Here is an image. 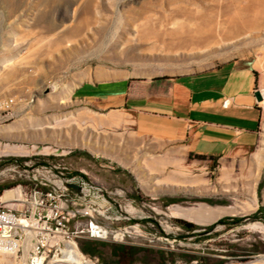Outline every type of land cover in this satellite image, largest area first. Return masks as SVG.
<instances>
[{"label":"rangeland","instance_id":"rangeland-1","mask_svg":"<svg viewBox=\"0 0 264 264\" xmlns=\"http://www.w3.org/2000/svg\"><path fill=\"white\" fill-rule=\"evenodd\" d=\"M250 2L0 0V99L10 103L0 113V196L10 189V199L24 198L34 184L72 175L98 186L107 206L93 217L112 231L103 239L75 238L92 264H197L179 258L187 255L221 264L264 259L263 245L255 253L249 246L264 239V221L219 224L198 236L174 221L203 227L264 201V18L229 31L219 27L203 42L194 27H214L234 5ZM188 30L192 39L180 41ZM238 62L253 79L258 137L243 152L213 159L167 149V142L137 132L127 110L87 88H166L167 77L192 78ZM120 214L130 220L115 218ZM135 221L138 229L120 239ZM87 239L103 243L100 257L81 251ZM123 245L131 255L119 258ZM1 258L0 264H14L9 254Z\"/></svg>","mask_w":264,"mask_h":264},{"label":"crops","instance_id":"crops-1","mask_svg":"<svg viewBox=\"0 0 264 264\" xmlns=\"http://www.w3.org/2000/svg\"><path fill=\"white\" fill-rule=\"evenodd\" d=\"M252 86L246 63L238 62L192 78L167 77L166 88L143 89L120 83L87 88L96 90L106 103L113 101L111 105L127 110L137 132L167 142V149L223 157L243 152L257 140L260 112ZM11 201L5 203L19 208V202ZM260 204L252 205L250 212ZM84 219L77 218L73 224ZM234 264H264V259Z\"/></svg>","mask_w":264,"mask_h":264},{"label":"built area","instance_id":"built-area-1","mask_svg":"<svg viewBox=\"0 0 264 264\" xmlns=\"http://www.w3.org/2000/svg\"><path fill=\"white\" fill-rule=\"evenodd\" d=\"M10 103L0 99V113ZM12 200L19 208L8 206L0 199V252L9 254L14 264H47L56 258L65 242L79 236L103 239L112 231L109 226L97 222L93 212L107 206L101 189L86 181L82 175H72L60 181H44L34 184L24 198ZM264 204V201H262ZM84 217L81 225L73 221ZM128 219V215H116ZM138 222L128 224L123 232L138 229Z\"/></svg>","mask_w":264,"mask_h":264},{"label":"bare ground","instance_id":"bare-ground-1","mask_svg":"<svg viewBox=\"0 0 264 264\" xmlns=\"http://www.w3.org/2000/svg\"><path fill=\"white\" fill-rule=\"evenodd\" d=\"M262 18H264V0H251L249 5L245 7L234 5L229 18H227L225 22H222L220 24L217 23L214 27L210 25H201L200 23H196L194 27H196V36L203 42L210 40V37H212L213 32H215L219 27V30L229 31L234 28L235 25L244 26L245 24H251L252 22V25L257 24V22ZM195 29L193 30L195 31ZM183 33L186 36L180 37L178 39L187 43L188 40L192 39V36H194V33H191L189 30L184 31ZM174 34L179 33L175 31ZM13 195L14 192L8 189L1 194V198L4 201H8V199L12 198ZM5 255L7 254L5 253ZM84 257L85 256L79 251L76 243L74 241H69L64 243V245L62 246L61 253L56 258L50 260L49 263L62 264L63 262H65L68 264H92L88 260H85ZM3 261L5 262V258H1L0 262Z\"/></svg>","mask_w":264,"mask_h":264},{"label":"trees","instance_id":"trees-1","mask_svg":"<svg viewBox=\"0 0 264 264\" xmlns=\"http://www.w3.org/2000/svg\"><path fill=\"white\" fill-rule=\"evenodd\" d=\"M194 157L198 158V159H205V158H209V159H213L214 157H206L205 155H201V154H192ZM205 201L209 202L210 204H216V203H220V201H214L212 199H205ZM261 220L264 221V204H260L256 210L248 213V214H244V215H224L219 217L218 219H216L215 221H213L210 224H207L203 227L192 223L190 221H186L184 219H180V218H175L174 221L178 224L179 227L185 229L188 231V234L190 235H194V236H198L199 234H202L203 232L206 231H210L212 230L216 225H224L226 227H232V226H236L238 224L243 223L245 220ZM199 228H203L202 231H194L196 229ZM199 240V239H197ZM126 242H124L125 244ZM127 244V243H126ZM263 245L264 246V239L263 240H258L255 242H250L249 246L253 248V252H259L258 250V246ZM103 246V243L92 240V239H87L85 240L83 243L80 244V249L82 252L92 255V256H101V252H100V248ZM130 246L127 245H123L122 250L119 251L118 253V257L120 258L121 254L123 255V257H128L131 255V250L129 249ZM233 254V253H231ZM128 255V256H127ZM247 255H243L242 258H245ZM185 261H189V260H196L197 264H221L223 259H218L212 263L208 262V258L203 256V255H187V256H181L179 257ZM131 262L134 261V259H130ZM162 264V263H160Z\"/></svg>","mask_w":264,"mask_h":264},{"label":"water","instance_id":"water-1","mask_svg":"<svg viewBox=\"0 0 264 264\" xmlns=\"http://www.w3.org/2000/svg\"><path fill=\"white\" fill-rule=\"evenodd\" d=\"M254 94H255L256 99H257V100H260L261 95H260L259 91L256 90V91L254 92Z\"/></svg>","mask_w":264,"mask_h":264}]
</instances>
